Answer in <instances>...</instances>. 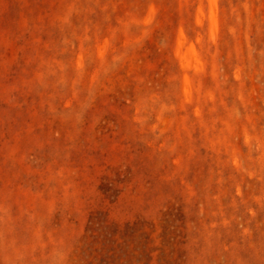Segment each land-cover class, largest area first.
Segmentation results:
<instances>
[{
  "label": "rangeland",
  "instance_id": "rangeland-1",
  "mask_svg": "<svg viewBox=\"0 0 264 264\" xmlns=\"http://www.w3.org/2000/svg\"><path fill=\"white\" fill-rule=\"evenodd\" d=\"M0 264H264V0H0Z\"/></svg>",
  "mask_w": 264,
  "mask_h": 264
}]
</instances>
